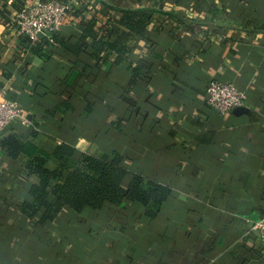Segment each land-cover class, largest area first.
<instances>
[{"label": "crops", "instance_id": "obj_1", "mask_svg": "<svg viewBox=\"0 0 264 264\" xmlns=\"http://www.w3.org/2000/svg\"><path fill=\"white\" fill-rule=\"evenodd\" d=\"M19 1L0 0V91L30 120L21 130L78 155L119 151L172 194L157 219L126 203L20 220L22 159L0 145V264H264V0H75L55 44L22 40ZM143 11L142 31L122 22ZM91 18L122 36L101 49L83 36ZM211 79L234 83L244 105L220 115Z\"/></svg>", "mask_w": 264, "mask_h": 264}, {"label": "trees", "instance_id": "obj_2", "mask_svg": "<svg viewBox=\"0 0 264 264\" xmlns=\"http://www.w3.org/2000/svg\"><path fill=\"white\" fill-rule=\"evenodd\" d=\"M23 4L20 0L17 9ZM6 14L8 11L0 6V21ZM151 18V13L145 11L125 12L122 22L137 23L130 26L137 33L144 29V23H148ZM99 32L95 28L94 18L83 25V36L93 37L97 43H101V49L110 46L108 40L114 33L117 37L122 36L118 29L106 30L104 34ZM102 38L108 39L106 43ZM22 40L31 42L30 38L23 35ZM70 107L67 102H62L55 110L64 111ZM8 127L12 131L0 136V145L14 160L19 157L22 159L20 182L26 188V194L15 204L20 220L53 223L68 213L81 214L88 208L100 210L105 206L119 207L126 203L141 205L147 217L157 219L172 194L169 186L131 172L126 156L119 151L78 155L76 145L71 142L40 145L33 140L38 135L35 129L26 133L21 130L19 122ZM2 179L3 183L10 181Z\"/></svg>", "mask_w": 264, "mask_h": 264}, {"label": "built area", "instance_id": "obj_3", "mask_svg": "<svg viewBox=\"0 0 264 264\" xmlns=\"http://www.w3.org/2000/svg\"><path fill=\"white\" fill-rule=\"evenodd\" d=\"M75 0H40L23 4L17 15V30L31 40L40 37L55 44V36L61 31ZM207 101L220 115L224 116L244 105V93L232 82L211 79L207 86ZM19 122L22 126L31 124L19 104L6 98L0 91V136L12 123ZM254 229L258 231L264 247V217L259 220Z\"/></svg>", "mask_w": 264, "mask_h": 264}]
</instances>
